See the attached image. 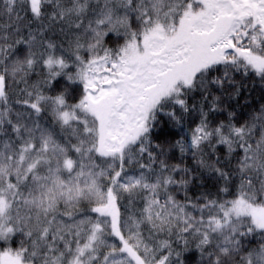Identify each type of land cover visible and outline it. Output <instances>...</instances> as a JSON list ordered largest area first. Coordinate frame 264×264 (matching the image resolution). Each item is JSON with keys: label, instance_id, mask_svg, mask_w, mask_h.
I'll return each mask as SVG.
<instances>
[{"label": "snow or ice", "instance_id": "snow-or-ice-1", "mask_svg": "<svg viewBox=\"0 0 264 264\" xmlns=\"http://www.w3.org/2000/svg\"><path fill=\"white\" fill-rule=\"evenodd\" d=\"M0 264H264V0H0Z\"/></svg>", "mask_w": 264, "mask_h": 264}]
</instances>
